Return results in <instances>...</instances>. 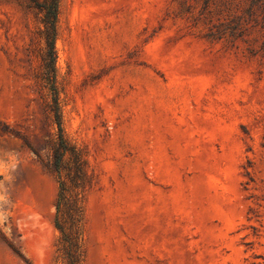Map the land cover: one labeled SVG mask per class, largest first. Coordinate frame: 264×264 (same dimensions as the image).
<instances>
[{"label":"rangeland","instance_id":"1","mask_svg":"<svg viewBox=\"0 0 264 264\" xmlns=\"http://www.w3.org/2000/svg\"><path fill=\"white\" fill-rule=\"evenodd\" d=\"M40 17L0 0V230L66 264ZM55 50L84 264H264V0H59Z\"/></svg>","mask_w":264,"mask_h":264},{"label":"trees","instance_id":"2","mask_svg":"<svg viewBox=\"0 0 264 264\" xmlns=\"http://www.w3.org/2000/svg\"><path fill=\"white\" fill-rule=\"evenodd\" d=\"M41 15L42 29L38 36L44 42L40 79L46 89L45 107L53 113L59 131V142L54 150L53 170L57 175L58 194L53 225L59 233L58 250L66 264H84L82 241L81 194L86 178L84 161L80 152L63 138L59 111L58 91L55 84L57 18L59 0H28ZM0 237L7 247L25 264L30 262L0 230Z\"/></svg>","mask_w":264,"mask_h":264}]
</instances>
